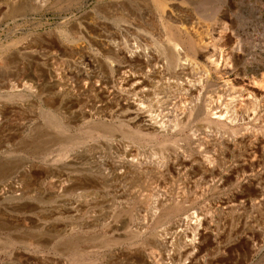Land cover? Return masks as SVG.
<instances>
[{
	"label": "rangeland",
	"instance_id": "obj_1",
	"mask_svg": "<svg viewBox=\"0 0 264 264\" xmlns=\"http://www.w3.org/2000/svg\"><path fill=\"white\" fill-rule=\"evenodd\" d=\"M0 264H264V0H0Z\"/></svg>",
	"mask_w": 264,
	"mask_h": 264
},
{
	"label": "bare ground",
	"instance_id": "obj_2",
	"mask_svg": "<svg viewBox=\"0 0 264 264\" xmlns=\"http://www.w3.org/2000/svg\"><path fill=\"white\" fill-rule=\"evenodd\" d=\"M170 6H171V4H170ZM180 6V5H179ZM172 8V7H171ZM168 13V12H167ZM169 15V14H168ZM171 16V15H170ZM221 19V18H220ZM174 20V19H173ZM178 20V19H177ZM80 22V21H79ZM180 23V22H179ZM75 25V24H74ZM73 25V26H74ZM88 27H90L91 28V26H88ZM71 30V29H70ZM195 30V29H194ZM89 31V30H88ZM94 31V30H93ZM228 31V30H227ZM92 32V31H91ZM95 32V31H94ZM230 32V31H229ZM76 33V32H75ZM87 33H89V32H87ZM78 34V33H77ZM83 34H85V32L83 33ZM90 34V33H89ZM93 34V33H92ZM98 34V33H97ZM189 34V33H188ZM192 34V33H191ZM203 34V33H202ZM72 35V34H71ZM96 35V34H95ZM99 35V34H98ZM171 35V34H170ZM227 35V34H226ZM225 35V36H226ZM69 36V35H68ZM83 36V35H82ZM85 36V35H84ZM94 36V35H93ZM64 37H66V36H64ZM68 38V37H67ZM71 37H69V39H70ZM82 38V37H81ZM84 38V37H83ZM176 38V37H175ZM174 38V39H175ZM59 39V38H58ZM105 39V38H104ZM226 39V38H225ZM71 40V39H70ZM76 40H77V38H76ZM75 39H74V42H72V43H74V44H76L78 41H76ZM72 41H73V39H72ZM222 41V40H221ZM224 41V40H223ZM95 42V41H94ZM93 42V43H94ZM101 42V41H100ZM103 43V42H102ZM214 43H216V42H214ZM55 44V43H54ZM65 44V43H64ZM73 44V45H74ZM79 44V43H78ZM77 44V45H78ZM131 44V43H130ZM94 45V44H93ZM43 46V45H42ZM107 45H105V47H106ZM134 46V45H133ZM191 46V45H190ZM45 47V46H44ZM43 47V48H44ZM46 47H48V46H46ZM51 47V46H50ZM76 47V46H75ZM79 47H80V45H79ZM97 47V46H96ZM110 47V46H109ZM33 48V47H32ZM94 48V47H93ZM210 48V47H209ZM35 49H37V48H35ZM49 49V48H48ZM54 49V48H53ZM59 49H60V47H59ZM65 49H67V48H65ZM119 49V48H118ZM121 50V49H120ZM142 50V49H141ZM49 51V50H48ZM62 51V50H61ZM76 51H78V50H76ZM100 51H102V50H100ZM117 51V50H116ZM200 51H201V49H200ZM36 52V51H35ZM52 52V51H51ZM57 52V51H56ZM65 52V51H64ZM70 52V51H69ZM72 52V51H71ZM80 52V51H79ZM106 52V51H105ZM128 52V51H127ZM131 52V51H130ZM202 52V51H201ZM33 53V52H32ZM37 53V52H36ZM44 53V52H43ZM81 53V52H80ZM107 55H109V53L110 54H112V55H114L116 52L113 50V48L112 49H108L107 50ZM141 53V52H140ZM198 53V52H197ZM210 53V52H209ZM72 54V53H71ZM74 54V53H73ZM86 54H88V53H86ZM148 54V53H147ZM146 54V55H147ZM229 54V53H228ZM35 55V54H34ZM33 55V56H34ZM80 55V54H79ZM85 55V54H84ZM138 55V54H137ZM141 55V54H140ZM178 55V54H177ZM185 55H187V54H185ZM205 55H206V53H205ZM63 56V55H62ZM95 56V55H94ZM98 56V55H97ZM116 56H117V54H116ZM173 56V55H172ZM213 56V55H212ZM59 57V56H58ZM107 58L109 57V56H106ZM113 57V56H112ZM142 57V56H141ZM70 58H71V55H70ZM80 58V57H79ZM79 58H78V60H79ZM106 58V59H107ZM216 58V57H215ZM67 59V58H66ZM69 59V58H68ZM76 59V58H75ZM84 59V58H83ZM93 59V58H92ZM105 59V60H106ZM143 59V58H142ZM185 59V58H184ZM188 59V58H187ZM128 60V59H127ZM48 61V60H47ZM66 61V60H65ZM76 61V60H75ZM96 61V60H95ZM102 61H104V59L102 60ZM109 61V60H108ZM111 61V60H110ZM214 61V60H213ZM218 61V60H217ZM45 62V61H44ZM73 62V61H72ZM72 62H70V64L72 63ZM77 62V61H76ZM87 62V61H86ZM85 62V63H86ZM92 62V61H91ZM112 62V61H111ZM129 62V61H128ZM132 62V61H131ZM175 62V61H174ZM42 63V62H41ZM47 63H49V62H47ZM46 63V64H47ZM65 63V62H64ZM75 63V62H74ZM107 63V62H106ZM148 63H149V61H148ZM45 64V65H46ZM69 64V63H68ZM110 64V63H109ZM38 65V64H37ZM44 65V64H43ZM65 65V64H64ZM75 65V64H74ZM84 65V64H83ZM86 65V64H85ZM60 66H62V65H60ZM67 66V65H66ZM71 66V65H70ZM105 66V65H104ZM147 66V65H146ZM44 67H46V66H44ZM116 67V66H115ZM66 68H68V67H66ZM80 68V67H79ZM152 68V67H151ZM161 68H163V67H161ZM81 69V68H80ZM155 69V68H154ZM58 70H59V68H58ZM63 70V69H62ZM76 70V69H75ZM111 70V69H110ZM163 70V69H162ZM73 71V70H72ZM121 71V70H120ZM61 72V71H60ZM67 72V71H66ZM69 72V71H68ZM71 72V71H70ZM119 72V71H118ZM159 72V71H158ZM54 73V72H53ZM79 73V72H78ZM84 73V72H83ZM219 73V72H218ZM51 74V73H50ZM86 74H88V73H86ZM119 74V73H118ZM137 74V73H136ZM55 75V74H54ZM72 75V74H71ZM56 76V80H55V82H54V85L56 84V86H60V87H63L65 84H66V82H65V74L64 73H62L61 74V76L59 77V76H57V75H55ZM133 76V75H132ZM68 77V76H67ZM108 77V76H107ZM136 77V76H135ZM80 77L78 76V79H79ZM68 79V78H67ZM110 79V78H109ZM132 79V78H131ZM64 80V82H62ZM125 80H127V79H125ZM143 80V79H142ZM256 80V79H255ZM50 81V80H49ZM175 82V81H174ZM38 82H35V80H34V82H31L30 83V86H32V87H37V84ZM109 83V82H108ZM129 83V82H128ZM255 83H256V81H255ZM260 83V82H259ZM127 84V83H126ZM39 86V85H38ZM102 86V85H101ZM66 87V86H65ZM99 87H100V85H99ZM98 87V88H99ZM40 89V88H39ZM64 89V88H63ZM97 89V88H96ZM44 90H46V89H44ZM100 90H102V89H100ZM96 91V90H95ZM38 92V91H37ZM59 92V91H58ZM63 92V91H62ZM66 92V91H65ZM35 93V92H34ZM102 93V92H101ZM108 94V93H107ZM38 95V94H37ZM48 95V94H47ZM124 96V95H123ZM113 97V96H112ZM137 99V98H136ZM74 103V102H73ZM72 103V104H73ZM139 104H141V102L139 101L138 102ZM139 104H136L134 101H132L130 98H124V97H119L118 98V105H117V107H118V109H117V111H120L121 112V116L122 117H127L128 119H131L132 120V123H133V125L132 126H140L141 128H143L144 129V131L145 132H153V131H155V132H157V133H159L158 131H157V129H159V128H161V129H166L167 127H166V125H168V124H171L170 122L168 123V124H166L165 123V120L164 121H158L157 119L155 120L154 119V117L153 116H150L149 115V119H147L148 120V122L146 123H144L143 121H144V117H143V115H142V112H141V114L137 111L138 109H139ZM75 105V104H74ZM106 105H108V104H106ZM110 105V104H109ZM73 106V105H72ZM116 106V105H115ZM74 107V106H73ZM76 109V108H75ZM87 109H90V108H87ZM93 109V108H92ZM78 110V109H77ZM80 110V109H79ZM84 110V109H83ZM110 110V109H109ZM223 111V110H222ZM95 112V111H94ZM224 112H226V109H225V111ZM224 112L222 113L221 111H219L216 115L218 116V117H220L222 114H224ZM91 113V112H90ZM114 113V112H113ZM157 114V113H156ZM152 115H154V114H152ZM161 115V114H160ZM159 115V116H160ZM65 117V116H64ZM161 117H163L162 115H161ZM225 117V116H224ZM155 118H157V116L155 117ZM159 118V117H158ZM164 118V117H163ZM163 118H161L162 120H163ZM122 120V119H121ZM72 121H74V120H72ZM66 124V123H65ZM122 125V124H121ZM68 126V125H67ZM124 126H126L127 127V125H124ZM67 128V127H66ZM172 129V128H171ZM133 130H135V129H133ZM168 130V129H167ZM160 131V130H159ZM140 133V132H139ZM163 133V132H162ZM141 134H143V133H141ZM149 134V133H148ZM144 135V134H143ZM161 135V134H160ZM197 218H198V215L197 214H195L194 212H193V214L191 215V217H190V219H191V222L192 221H196L197 220ZM190 221V220H189Z\"/></svg>",
	"mask_w": 264,
	"mask_h": 264
}]
</instances>
